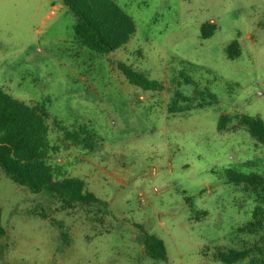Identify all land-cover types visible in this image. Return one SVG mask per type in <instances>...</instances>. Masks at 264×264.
Wrapping results in <instances>:
<instances>
[{
    "label": "rangeland",
    "instance_id": "374dc122",
    "mask_svg": "<svg viewBox=\"0 0 264 264\" xmlns=\"http://www.w3.org/2000/svg\"><path fill=\"white\" fill-rule=\"evenodd\" d=\"M113 1L136 31L98 55L76 43L75 18L60 0H0V89L44 105L49 142L59 148L50 164L101 202L63 209L0 169V264H222L216 251L233 249L250 250L235 264H259L264 242L242 229L264 201L228 183L225 172L264 179V147L244 128L216 127L221 115L264 122V0ZM205 23L215 32L202 40ZM233 40L240 56L229 60ZM180 60L201 68L186 73L215 104L167 112L185 69ZM117 63L165 89L129 84ZM52 120L82 131L80 145L65 147ZM141 230L164 242L166 262L145 256Z\"/></svg>",
    "mask_w": 264,
    "mask_h": 264
},
{
    "label": "trees",
    "instance_id": "16d2710c",
    "mask_svg": "<svg viewBox=\"0 0 264 264\" xmlns=\"http://www.w3.org/2000/svg\"><path fill=\"white\" fill-rule=\"evenodd\" d=\"M74 16V40L80 46L98 55H107L125 46L134 35L136 28L133 19L113 0H60ZM215 32L213 24L200 26V38H210ZM229 60L240 56V45L233 40L225 48ZM185 67L177 76V88L173 89L172 99L167 104L169 114L201 109L217 102L216 96L201 87L186 72L198 70L190 62L180 60ZM117 67L129 84L144 91L162 92V83L149 80L132 67L117 63ZM208 73V70L205 69ZM190 85L192 93L184 95L178 90L179 84ZM50 116L43 104H27L13 98L0 89V169L16 185L28 189L31 193H45L56 198L63 209H73L76 205L101 203L87 191L82 180L66 176L60 177V170L49 162L51 154L59 152L57 145L49 142ZM53 126L61 132V142L65 147L80 145V134L70 133L52 120ZM244 128L249 136L264 147V122L259 117L248 115H221L217 130ZM65 142L69 144H65ZM228 183L243 184L244 189L264 201V179L255 173H241L226 170ZM206 216L205 212L200 213ZM252 221L242 229L252 236H258L264 242V209L256 206L252 212ZM2 229L0 227V233ZM141 244L147 258L167 261L164 242L155 235L142 231ZM250 250H217L215 260L222 264H235L249 258ZM264 264V261L259 262Z\"/></svg>",
    "mask_w": 264,
    "mask_h": 264
}]
</instances>
